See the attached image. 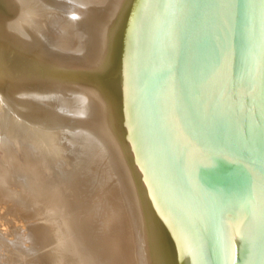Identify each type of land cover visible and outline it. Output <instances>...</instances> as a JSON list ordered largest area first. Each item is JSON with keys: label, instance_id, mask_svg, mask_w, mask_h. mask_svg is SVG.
I'll return each mask as SVG.
<instances>
[{"label": "bare ground", "instance_id": "obj_1", "mask_svg": "<svg viewBox=\"0 0 264 264\" xmlns=\"http://www.w3.org/2000/svg\"><path fill=\"white\" fill-rule=\"evenodd\" d=\"M83 1L82 4L67 5L64 11L67 15H64L76 23H83L94 31L96 36L94 43L91 44L93 47L87 49L90 47L88 44L87 51L81 48L85 54L71 59L64 53L56 52L57 47L53 48V52L46 49V44L41 43L43 39L40 41L42 37L38 32L33 31L34 28L40 27L38 25L40 18L46 20V12L41 13L34 9V6L26 10L19 9L16 12L14 6L19 8L21 4H27L26 0H0V264H5L3 262L5 259L10 264H89L85 258L72 257L74 253L80 254L77 253L79 250H76L77 252L71 250L73 252H70L71 257L66 254V250L69 251V247L67 249L69 243L67 244L66 239V242L55 243L52 238L53 243L47 246L52 234L58 235L60 232L57 233L54 229L59 220L54 216L55 211L52 213L53 210L49 206L44 207L47 204L46 199L44 208L39 205V192L46 194V191L43 192L45 189L42 191L43 188H40L41 191L35 194L33 182L21 181L20 177V179L16 177L15 180L3 175L1 162L6 163L8 170L13 168L9 164L12 158L6 156L7 148L13 144L12 142H14L13 149L16 153L14 157L17 159L23 157L18 152L23 143L19 138L23 136H28L33 140L39 152L35 153L40 157V168L45 173L46 178L43 184L50 192L48 194L50 199L48 200L47 197V200L51 206L55 208L58 203L61 204L58 199L61 196V190L57 189L59 183L52 184L50 178H56L57 181L60 179L61 189L62 187L70 188L72 183L82 185L79 186L81 187L79 194H76V191L72 192L71 196L73 194L76 196L64 200L65 204L70 207L69 213H66L69 214L67 216L69 219L64 220L63 223L66 232H69L68 235L70 232L74 234L76 231L73 232V228L76 229V225L80 224L83 227H81L82 234L88 238H85V242L88 241L94 249L89 250L95 252L96 255L99 254V257L105 254L111 245H115L114 241V245L109 244L107 248L103 245L101 238L103 239L105 235V240L108 236H110L109 241L112 239L111 235L116 234L119 218L126 214V207L112 205L117 203H110L108 189L104 192L107 194L108 201L96 194V196H90L89 191L93 184H91V176L83 170L86 163L83 161L84 157L79 155L77 161H69L73 158L72 155L77 153L75 152L77 149L83 153L87 151L86 144L88 141L91 142L89 137L93 135L100 137L101 142L110 148L108 155L103 147L105 155L110 156L106 157L109 160L105 159L104 163L101 162L102 165L104 164L102 167L94 166L93 170L98 172V175L101 172L105 174L103 179L97 177L99 184L97 186H105V181L108 179L112 187L111 191L113 187L114 189L122 188L123 195H121L124 196V200H127L128 208L129 205L132 206H130V210L133 209L132 218H137L134 223L136 221L138 222L137 227L140 226V232L137 228V232L140 233L138 241L140 240L143 246L138 245L141 247L139 249L144 248L145 262L142 260L144 264H189L191 237L189 228L184 222V220L187 221L188 215L164 160L153 117L148 83L147 59L150 31L157 0H110V8L107 12L104 10V15L102 12V15L95 12L98 3L94 1L93 4L96 6L90 3L95 6L94 8L88 7L89 3L86 6L87 0H85L86 4H83ZM35 2L36 0L34 4ZM41 3L43 4V1ZM48 6L51 5L48 4ZM64 6L66 7L65 4ZM96 14L99 16L97 22ZM6 15L7 18H5ZM79 49L76 50L78 54ZM258 79L264 104V32ZM35 99L46 101L48 105L55 104L59 109L63 108L67 111L64 112L65 128L59 129L61 133L58 137H55L56 130L53 123L36 118L37 114L32 105ZM77 101L81 103V107L78 104L80 108L77 107V109L81 110L78 114L72 115L74 111L71 110L73 108L70 105ZM89 107L93 108V111L86 110ZM8 127H13L12 132L7 130ZM56 140L61 144L57 148ZM75 142L78 148L74 151L72 145ZM90 146L89 143V149L92 150ZM94 146L96 150L100 146V150L103 149L101 144L98 147ZM49 153L51 155L48 156ZM101 153H103L102 150ZM102 155L99 157H105ZM62 157L66 158L64 163L68 161L65 169L60 167L63 164ZM99 160H96L97 164ZM108 168L109 170H106ZM28 171H24L25 174ZM102 188L100 192L106 190L105 187ZM67 189L66 191L70 190ZM120 196H117L119 200H121ZM110 198L113 199V196ZM42 202L41 200V204ZM22 205L25 206V210L26 206L33 208L32 211L42 217L37 223H30L27 232L17 228L19 230L17 239L3 238L5 236L2 237V234L8 231L7 226L4 225L6 213L11 211V206H13L12 211L18 212ZM74 218L78 219V222ZM132 218L130 219L133 220ZM29 221L31 222L30 219ZM91 233L94 241L95 236H100L97 238L99 240L94 242ZM112 240L116 239L113 237ZM115 249L111 248V257H107V262L105 259L106 264H124L125 261L118 257ZM141 254L143 255L142 251Z\"/></svg>", "mask_w": 264, "mask_h": 264}, {"label": "water", "instance_id": "obj_2", "mask_svg": "<svg viewBox=\"0 0 264 264\" xmlns=\"http://www.w3.org/2000/svg\"><path fill=\"white\" fill-rule=\"evenodd\" d=\"M264 0H157L153 117L190 226L189 264H264Z\"/></svg>", "mask_w": 264, "mask_h": 264}, {"label": "rangeland", "instance_id": "obj_3", "mask_svg": "<svg viewBox=\"0 0 264 264\" xmlns=\"http://www.w3.org/2000/svg\"><path fill=\"white\" fill-rule=\"evenodd\" d=\"M43 1V4L41 3ZM59 1V2H58ZM62 1V2H61ZM82 1L83 0H41V2H40V0H39V2L41 3H39L38 2V0H36V2H38V3H36L35 2V4L37 5H35L34 4V0H26V3L27 4H21V6H18L19 8H16V6H14L15 7V10H17L16 12H18L19 11V9H21V10H26V9H28L29 7L30 8H32L33 6V8L34 9H37V10H39V11H41V13H45L46 12V20H47V22H46V20L44 19V18H40V21H39V24L38 25H40V27L37 29V28H34V32H38V34L42 37V38H40V41L43 39V41H41V43H45L46 44V49H48L49 51H51V52H53V48H56L57 47V50H56V52L58 51L59 53H61V54H66L68 57H71V59L72 58H77V56L78 57H80V55H82V54H85V51H87V49H90L91 47H93L91 44H93L94 43V39H95V33H94V31H92L89 27H86V25H84L83 23H76V22H74L71 18H68L67 16H65L64 14H66L67 15V12H64L65 10H66V8L68 7L67 5H72V4H77V3H80V4H82ZM94 1H95V3L97 4H99V5H97L96 6V4H93L94 3ZM97 0H91V2H90V0H89V2H88V0H87V4L85 3L86 1L84 0L83 2V4H86V6L88 5V3L90 4V3H92L93 5H95L96 6V9L95 10H97V11H95V12H99V14L100 15H102L101 14V12L103 13V15L105 14V12H107L108 10H109V1L110 0H100V2H96ZM99 1V0H98ZM103 1H104V3H105V5H104V3H103ZM106 1V2H105ZM32 5H31V4ZM47 3V4H46ZM57 3H58V5H57ZM103 3V4H102ZM39 4V5H38ZM48 4L49 5H51V6H48ZM54 4V5H53ZM64 4L66 5V7L64 6ZM92 4H90V5H88V7H94L95 8V6H93ZM24 5V6H23ZM30 5V6H29ZM59 5H61L60 7H59ZM55 6V7H54ZM65 8H64V7ZM25 7V8H24ZM103 7V8H102ZM61 8V9H60ZM104 10H105V12H104ZM43 11V12H42ZM94 11V10H93ZM97 15V16H96ZM95 15V20H96V22H97V20H98V18H99V16H98V14H96ZM5 18H7V15L5 16ZM48 23V24H47ZM80 24H81V26H80ZM44 27V28H43ZM68 27V28H67ZM83 27V28H82ZM68 29V30H67ZM84 29V30H83ZM87 29V30H86ZM36 30H38V31H36ZM86 30V31H85ZM90 31V32H89ZM39 32H41V33H39ZM32 34V33H31ZM90 34V35H89ZM88 35V36H87ZM33 36V35H32ZM88 37V38H87ZM85 39H87V40H85ZM92 39V40H91ZM48 40V41H47ZM88 40H90L89 42H88ZM87 41V42H86ZM93 42V43H92ZM49 43V44H48ZM83 43V44H82ZM87 43V44H86ZM52 44H54V45H52ZM88 44H89V48H87L86 49V47H88ZM86 45V46H85ZM60 46V47H59ZM79 47H80V49H79ZM49 48H52L51 50L49 49ZM76 48V49H75ZM81 48H83V49H85V51H82V49ZM71 49V50H70ZM77 49H79L80 51H81V53H80V51H79V54H78V52H76V50ZM75 50V51H74ZM83 52V53H82ZM77 54V55H76ZM59 56V55H58ZM46 102V101H45ZM43 102L42 100H34L33 101V109H34V111H36V114H37V119H45V120H47V122L49 121V122H51V123H53L54 124V128H55V132H56V136L55 137H58V134L59 133H61V131H59V129H61V128H65V121L66 120H64L65 119V117H64V112L66 111L65 109H63L62 108V110L61 109H59L58 107H57V105H55V104H49L48 105V103L46 102ZM75 104V105H74ZM77 104V105H76ZM78 104H79V106H80V104L81 103H79L78 101L77 102H73L72 103V105H70V107L71 108H73V109H75V110H77V111H75V110H73V109H71L72 111H74L73 113H72V111H70V113H72V115H76V114H78V111L79 110H81V109H77V107H79L78 106ZM51 106V107H50ZM55 106V107H54ZM74 106V107H73ZM76 107V108H75ZM81 107V106H80ZM79 107V108H80ZM83 107V106H82ZM90 108V107H89ZM86 108V110L88 109V110H92L93 111V108ZM68 110V109H67ZM69 110H70V108H69ZM68 110V111H69ZM55 111H56V113H55ZM67 112V111H66ZM81 112V111H80ZM79 112V113H80ZM11 114V113H10ZM57 125V126H56ZM0 126H1V123H0ZM2 127H3V125H2ZM4 128V127H3ZM7 130H9V131H11L12 132V130H13V127H8L7 128ZM78 134V133H77ZM93 137V138H92ZM86 138V137H85ZM20 140H21V142H23L22 144L24 145H20V149H18V152H20L21 154H22V156L23 157H21L20 159H17V157H14V156H16V153L14 152L15 150L13 149V147H14V142H12L13 144H11L10 145V147H8L7 148V157H11L12 158V161H10V165L13 167V168H9V170L7 169V166H6V163H3V162H1V164L3 165V169L1 168V171L2 170H4L3 171V175L4 176H6L7 178L9 177H11L12 179H15L16 180V177H20L21 178V181H25V182H33L32 183V185H34V193L35 194H38L37 192H39V190L41 191V189H42V191L43 192H45L46 194H44V193H40L39 192V195H38V197H40V201H39V205H40V207L41 208H44V207H47V206H49L50 208H51V210H53L52 211V213L54 212L55 214H54V216H55V218L57 217L59 220H58V222H57V227L59 226V228H54L56 231L55 232H60V233H58V235L56 234V233H54V231H52L54 234H52V236H51V238H49V240L51 239V241H50V243L49 244H47V246H49L50 244H52L53 243V239L52 238H54V242L55 243H61V242H66L67 241V244L69 245V246H67V244H66V246H67V249H68V247H69V251H67L66 250V254L67 255H71V253H73V252H77L78 250H79V252H77V253H80V254H77L76 255V253H74V254H72V257L73 258H85V261H87L89 264H101L102 263V260H103V263L102 264H106L105 263V259H106V262H107V257H111L110 256V253L112 252L111 251V248H116L115 249V251H116V253H118V257H120L123 261H125V262H123L124 264H144V262H145V258H143V257H145V255H144V248L143 249H139V248H141L143 245H142V242L140 241H138V238H140V226H139V228L137 227V225H138V222L136 223V219H134L135 217H133L132 218V216H133V209L131 208V210H130V206L131 205H129V208H128V204L126 203L127 202V200H124L125 198H124V196H122L123 194V191L121 190L122 188L121 187H117V188H115L114 189V187H113V191H111L112 189V187H111V185L109 184V181H108V179L105 181L106 182V185L105 186H97V185H99L98 184V182H97V177H100V179H103L104 177H105V174L103 173V172H101V174L100 175H98V172L96 173V171L95 170H93L94 169V166L95 165H99L100 167H102L103 165L101 164V162H105V159H108L110 156H108L110 153V148H108V146H106V144H104V143H102L101 141V139H100V137H96V136H90L89 137V139H91V142L90 141H88L87 142V144H86V150L87 151H85L84 153H85V155H83L84 153L83 152H79V150L77 149V151H75L76 150V148H78L77 147V145H75L77 142H75L73 145H72V147H74V151L75 152H77L76 154H74V155H72V159L70 158L69 159V161L71 160V162H73V161H77V159H78V157H79V155H82L84 158V160L83 161H85L86 163H85V165H84V168H83V170H85V172L87 173V175H90L91 176V178H92V182H91V184H93V187H92V189L89 191L90 192V196H101V197H104L105 199H106V201H108V199L106 198V196H107V194L106 193H104L105 191H108L109 190V192L111 193V194H113V195H109L108 194V198L110 199V203L112 202V203H117V204H112V205H118V206H121V205H123V207H126V210H125V215H123V216H121L120 218H122V219H120L119 218V222H117L118 223V225H116L117 226V228H116V234H112L111 235V237H112V239H113V237H114V239H116V240H112V239H110V241L112 242H110L109 240H108V237L110 238V236H106L107 238V240H105V235H104V237H103V239L101 238V241L102 242H104L103 243V245L105 246V247H109L111 244H113L114 243V241H115V247L114 246H110L108 249H107V254L105 253V254H102V255H100V257L98 256L99 254H97L96 255V253L95 252H91L90 250H94L93 249V247L92 246H90V243L87 241V243L85 242L86 240H85V238H87L86 237V235H83L82 234V230H81V225L80 224H77L76 225V229H74L73 228V232H75L74 234L73 233H71L70 232V235H72V236H70V235H68V233L69 232H66L67 230L65 229V227H64V225H63V223H64V220H66V219H69V217H67L68 215L66 214L67 212L69 213V210H70V207L68 206V205H66L65 204V202H64V200H67V198H69V197H74V195L76 196V194H79L78 192H79V190H81L80 188L81 187H79L81 184L80 183H72L71 184V187L70 188H63L62 187V189L60 188V182H61V180L59 179L58 181H57V179L55 178H50V181H51V183L52 184H56V183H59V184H57V186L59 185V187L57 188L58 190H61L60 191V193H61V196H59L60 198H58L59 199V201H60V203L61 204H57V206H55V208L53 207V206H51V203L48 201L50 198H49V193L50 192H48L47 191V189H46V187H45V185L43 184L44 183V178H46L44 175H45V173H44V171L40 168L41 166H40V157L39 156H37L36 155V153L35 152H38V150H37V148H36V146H35V143H34V141L33 140H31L28 136H23V137H21V138H19ZM32 141H30V140ZM58 139V138H57ZM88 140V139H87ZM98 141H99V143H98ZM104 141V140H103ZM28 142V143H27ZM93 142H95V143H93ZM101 142V143H100ZM34 143V144H33ZM89 143H90V145L92 146L93 145V147H91L90 146V148H92V150L91 149H89ZM93 143V144H92ZM26 144V145H25ZM82 144V143H81ZM97 144H99L98 146H100V144L101 145H103L102 146V148L104 147L105 148V151H106V154H108V155H105V151H104V148L103 149H101L102 150V152L103 153H101V150H100V148H101V146L100 147H98L97 146ZM94 145H96L98 148V150H99V152H97L98 150H96L95 148V146ZM12 146V147H11ZM23 146V148H21ZM55 146H56V148L57 147H59V146H61V144H60V142L58 141V140H56V143H55ZM76 146V147H75ZM87 146H88V148H87ZM25 147V148H24ZM95 147V148H94ZM107 148V149H106ZM89 149V150H88ZM109 149V150H108ZM81 150V149H80ZM92 151V152H91ZM96 151V152H95ZM87 152V153H86ZM108 152V153H107ZM39 153V152H38ZM79 153V154H78ZM81 153V154H80ZM99 153H101V154H99ZM42 154V153H41ZM102 154H104V155H102ZM49 155H51L50 153L48 154V156ZM78 155V156H77ZM99 155L101 156H105V157H99ZM98 156V157H97ZM106 157H108V158H106ZM56 157H54V159H55ZM102 158V159H101ZM100 159V160H99ZM21 160V161H20ZM61 160H63V164H62V166L60 165V167L62 168V169H65L66 167H65V165L67 166V163H68V161L66 162V163H64V161L66 160V158L65 157H62L61 158ZM67 160H68V158H67ZM96 160H99L98 162H99V164H97V161ZM102 160V161H101ZM104 160V161H103ZM109 160V159H108ZM108 160H106V161H108ZM17 161V162H16ZM31 161V162H30ZM96 161V162H95ZM16 163V164H15ZM96 163V164H95ZM1 165V166H2ZM17 165V166H16ZM27 165V166H26ZM69 165V164H68ZM32 166V167H31ZM35 166V167H34ZM27 167V168H26ZM97 167V166H96ZM5 168V169H4ZM34 168V169H33ZM99 168V167H98ZM14 169H16V170H14ZM29 170V171H28ZM39 170V171H38ZM106 170H109V168L108 169H106ZM7 171V172H6ZM23 171V172H22ZM27 172L28 171V173L27 174H25V172ZM82 171V170H81ZM11 173L12 174V176H11V174H9V173ZM15 172V173H14ZM18 172V173H17ZM21 172V173H20ZM35 175H34V174ZM47 173H49V172H47ZM78 173V172H77ZM33 174V175H32ZM79 174V173H78ZM28 175V176H27ZM37 175L39 176V177H37ZM35 176V177H34ZM107 176H108V174H107ZM109 178H110V176H108ZM19 178V179H20ZM107 178V177H106ZM39 179V180H38ZM119 179V178H118ZM42 180V181H41ZM95 180V181H94ZM13 181V180H12ZM115 181V180H114ZM77 184H78V186H77ZM101 184V183H100ZM103 184V183H102ZM36 185V186H35ZM49 185H50V183H49ZM82 186V185H81ZM36 187H38V188H36ZM78 187V188H77ZM102 187H105L106 188V190H104L103 192H100L103 188ZM41 188V189H40ZM76 188V189H75ZM66 189L67 190H69V191H66ZM108 189V190H107ZM72 190V191H71ZM74 190V191H73ZM78 190V191H77ZM119 190V191H118ZM65 191V192H64ZM75 191H76V194H73V196H71V193L73 192V193H75ZM116 191H117V193H116ZM120 191H121V193H120ZM68 192V193H67ZM65 193V194H64ZM119 193V194H118ZM96 194V195H95ZM115 194V195H114ZM122 194V195H121ZM65 195V196H64ZM70 195V196H69ZM121 195V196H120ZM78 196V195H77ZM80 196V195H79ZM112 197L113 196V199H111L110 197ZM117 196H120V199L121 200H119V197H117ZM47 197H48V200H47ZM57 197H58V195H57ZM122 197V198H121ZM41 198H43V199H41ZM45 199H46V201H45ZM61 199V200H60ZM41 200L43 201L42 202V204H41ZM117 200V202H115ZM31 201V200H30ZM47 202V204H46V206H44L45 204V202ZM75 203V202H74ZM182 203H183V201H182ZM120 204V205H119ZM125 204H127L126 206H125ZM184 205V204H183ZM44 206V207H43ZM60 206V207H59ZM12 208L10 209L11 211L9 212V213H6L7 215L4 217V219H5V223H4V225L5 226H7V228H8V231L6 232V233H4V235L2 234V237L3 236H5V237H3V238H5V239H10V240H12V238H13V240H15V238L17 239L18 237V233L17 232H19V230H24L25 232H27V229H28V227H30V223H32V222H38V220H40V218L42 217H39L40 215L39 214H37V213H35V211H32L33 210V208L32 209H30V208H28V206H26L27 208H26V210H27V212H26V210L24 209L25 208V206L24 205H22L21 207H23L22 209H24V210H22L21 209V207H20V209H19V211L18 212H14V211H12L13 210V206H11ZM58 207V208H57ZM132 207V206H131ZM63 209V210H62ZM4 210V209H3ZM50 210V211H51ZM62 210V211H61ZM130 210V211H129ZM132 211V212H131ZM63 212V213H62ZM22 214L21 216H19L20 214ZM61 213V214H60ZM131 213V214H130ZM9 214V215H8ZM37 214V215H36ZM39 215V216H38ZM129 215V217H127ZM9 216V217H8ZM34 216V217H33ZM2 217V218H3ZM22 217V218H21ZM33 217V218H32ZM125 217H127V218H125ZM56 218V219H57ZM130 218H132L133 220H131ZM29 219L31 220V222L29 221ZM34 219H35V221H34ZM71 219V218H70ZM19 220H21L20 222H19ZM63 220V221H62ZM74 220L75 221H77L78 219H76V218H74ZM123 220V221H122ZM134 220H136L135 221V223H134ZM18 221V222H17ZM23 222V223H22ZM78 222V221H77ZM184 222H185V224H186V226L189 228V232H190V226H189V218H187V221H185L184 220ZM123 223V224H122ZM4 225H1V226H4ZM133 225V226H132ZM136 225V226H135ZM4 226V227H5ZM91 227H92V225H91ZM136 227V228H135ZM19 230H18V229ZM25 228V229H24ZM83 228V227H82ZM137 228H138V230H139V232H137L138 230H137ZM17 229V230H16ZM59 231H58V230ZM12 230H13V232H12ZM62 230V231H61ZM78 231V232H77ZM16 233H17V235H16ZM62 233V234H61ZM64 233V234H63ZM80 233V234H79ZM137 235H136V234ZM9 234H10V238H9ZM14 234H15V236H14ZM61 234V235H60ZM77 234H78V236H77ZM82 234V235H81ZM56 235V237H54ZM69 237H68V236ZM83 236V238L81 237V236ZM91 235H92V240L94 241V239H93V234L91 233ZM139 235V236H138ZM57 236H58V238H57ZM61 236V237H60ZM6 237H8V238H6ZM76 237H77V239H76ZM100 236H95V241L94 242H96V241H98L97 240V238H99ZM116 237V238H115ZM137 237V238H136ZM71 238H73L72 240H68V239H71ZM57 239H59V240H57ZM65 239H66V241H65ZM83 240V241H81V240ZM88 239V238H87ZM137 239V240H136ZM76 240V241H75ZM104 240V241H103ZM60 241V242H59ZM79 241V242H78ZM93 241H92V244H93ZM107 241H109V243L107 242ZM138 241V242H137ZM73 242V243H72ZM77 242V243H76ZM81 242V243H80ZM105 242H106V244H105ZM72 243V244H71ZM85 245H84V244ZM190 243H191V241H190ZM108 244V245H107ZM110 244V245H109ZM141 246H139V245ZM78 245H80V246H78ZM138 245V246H137ZM81 248V249H79V248ZM190 247H191V245H190ZM76 248V249H75ZM91 248V249H90ZM86 249V250H85ZM90 249V250H89ZM118 249V250H117ZM71 250H73V252H71ZM77 250V251H76ZM82 250H83V252H82ZM88 250V251H87ZM83 253V254H81V252ZM86 251L89 253V255H94L93 257H90L89 255H87L86 254ZM141 251H142V253H143V255L141 254ZM12 252H13V250H12ZM68 252V253H67ZM71 252V253H70ZM85 252V253H84ZM140 252V253H139ZM93 253V254H92ZM85 254V255H84ZM79 255H81V256H79ZM117 255V254H116ZM76 256V257H75ZM142 256V257H141ZM71 257V256H70ZM89 257L91 258V259H89ZM95 257H98V258H95ZM140 257H141V259H140ZM96 259H98V260H96ZM89 260V261H88ZM91 260H93V261H91ZM99 260H101V261H99ZM144 262H143V261ZM97 261V262H96ZM3 262H5V264H10L9 263V261L7 260V259H5ZM127 262V263H126ZM142 262V263H141Z\"/></svg>", "mask_w": 264, "mask_h": 264}]
</instances>
